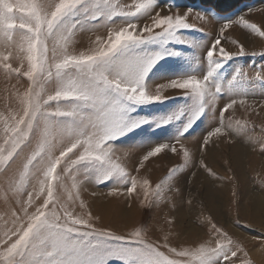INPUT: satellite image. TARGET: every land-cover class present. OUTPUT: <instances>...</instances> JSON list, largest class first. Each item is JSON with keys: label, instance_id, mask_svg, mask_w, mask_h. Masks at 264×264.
<instances>
[{"label": "snow or ice", "instance_id": "6c2138e0", "mask_svg": "<svg viewBox=\"0 0 264 264\" xmlns=\"http://www.w3.org/2000/svg\"><path fill=\"white\" fill-rule=\"evenodd\" d=\"M158 6V0H132L127 5L120 4L119 0H55L51 5L43 0H0V47L7 52H0V67L30 81L20 97L21 111L10 117L0 114L4 133L0 144L2 170H7L36 141L14 187L21 197L26 192L27 198L17 199L19 211L11 210L13 224H19L5 231L6 238L0 240V264H111L112 261L118 264H235L234 258H238L240 249L214 223L210 222L216 237L214 246L211 241H205L194 249L169 248L176 257L189 258L186 261L172 258L159 246L143 239L141 228L128 237L96 229L90 223V212L87 219L74 215L67 203L61 202L58 193L62 175L69 174L76 195H69L68 199L73 201L79 198L77 174L84 180L94 177L101 183L114 178L129 183L125 167L112 159L116 143L150 123L161 128L181 121L175 136L179 142L207 112L215 111L225 90L219 70L225 61L232 59V53L223 47L217 50L220 38L206 51V72L192 70L189 65V70L180 73L179 78L160 85L155 93L150 90L153 78L167 72L161 62L166 57L180 55L169 49L170 41L198 46L178 35L180 30L192 27L187 23V14L161 15L156 11ZM116 17L122 26L109 27L107 38L97 37L94 48L78 54L68 51L76 32L107 27L116 22ZM144 18H149L151 23L141 26ZM233 23L264 37V29L243 16L238 21L225 18L221 36ZM13 48L21 61L19 67L8 62ZM238 54H244L242 44ZM217 55L219 58L214 59ZM24 61L27 68L22 71ZM237 75L242 73L238 70ZM236 80L234 75L227 82L229 91L235 90ZM49 82L54 89L44 98L45 84ZM165 87L184 90L185 104L151 120L135 115L143 107L163 105L170 99L161 93ZM236 102L232 99L220 109L221 123L208 133L203 145L213 136L237 131L230 117L228 124L223 123L224 114ZM169 147L167 143L152 147L140 166ZM170 150L175 153L176 147L171 146ZM183 156L186 162L191 158L186 148ZM201 166L207 167L203 162ZM37 174L39 195L44 199L29 212L34 198L27 187L31 176ZM130 185L126 189L129 195L137 189L135 178H131ZM142 186L145 200L150 197L159 200L165 194L162 184L151 191V182L145 179Z\"/></svg>", "mask_w": 264, "mask_h": 264}, {"label": "rangeland", "instance_id": "374dc122", "mask_svg": "<svg viewBox=\"0 0 264 264\" xmlns=\"http://www.w3.org/2000/svg\"><path fill=\"white\" fill-rule=\"evenodd\" d=\"M43 2L51 5L55 0ZM119 3L127 5L132 0H119ZM158 5L156 11L161 15L187 14V23L192 27L180 30L178 35L198 46L170 41L169 49L180 55L166 57L161 62L167 72L153 78L150 90L155 93L160 85L179 78L180 73L189 70V65L192 70L206 72V51L220 38L217 50L223 47L232 53V59L225 61L219 70L225 90L217 101L216 109L207 112L179 142L175 136L181 121H173L161 128L150 123L122 138L115 145L112 159L125 167L129 183L115 178L101 183L94 177L84 180L77 174L79 198L73 201L68 199L69 195H76L72 188V175H62L58 186L61 202L67 203L68 209L76 216L87 219L90 212V223L98 230L107 229L128 237L135 229L141 228L143 239L159 246L172 258L186 261L189 258L176 257L169 248L177 251L194 249L205 241H211L214 246L216 237L210 228L211 222L227 232L240 249L238 258H234L235 264H264V37L239 23H233L222 36L220 33L225 18L238 21L241 16L264 29V0H158ZM114 19L116 22L107 27L76 32L68 51L78 54L94 48L97 37L107 38L109 27L118 29L122 26L119 17ZM150 23L149 18L140 21L141 26ZM240 44L244 46L242 55L238 54ZM0 52H5V49L0 47ZM218 58V55L214 57ZM13 63L14 67L20 66V60ZM238 70L242 75H237ZM234 75L237 76L235 90L229 91L227 82ZM53 89L52 83L45 84L43 97L46 98ZM161 93L170 99L163 105L143 107L135 115L147 116L151 120L177 110L186 102L182 89L165 87ZM232 99L237 102L224 114L223 123L228 124L230 117L237 131L226 136H213L207 145H203L208 133L221 123L220 109ZM237 121L241 123L237 124ZM159 143H167L170 147L143 161L141 167L143 156ZM35 144L33 140L29 145L28 155ZM171 146L176 147L175 153L170 150ZM184 148L191 154L187 162L183 156ZM28 155L23 156L24 160ZM201 162L207 167L201 166ZM9 169L14 176L11 185L6 190L0 186V197L4 191L7 196L5 200L0 198V240L6 238L5 231L19 224H13L11 215L13 208L19 211L17 199L27 198L26 192L21 197L14 191L15 178L21 166L13 165ZM173 169L178 171L173 173ZM37 176H31L27 187L34 198L29 212L34 211L44 199L39 195ZM131 178L137 181V189L129 195L126 189L131 186ZM145 179L151 182V191H155L157 185H163L165 194L159 200L151 197L145 200L142 186ZM3 203H6L8 211L4 214L1 211ZM111 264L118 262L112 261Z\"/></svg>", "mask_w": 264, "mask_h": 264}, {"label": "crops", "instance_id": "0c3cea01", "mask_svg": "<svg viewBox=\"0 0 264 264\" xmlns=\"http://www.w3.org/2000/svg\"><path fill=\"white\" fill-rule=\"evenodd\" d=\"M15 49V48H13ZM13 55L10 58L8 62L14 64L13 61L15 60L17 63L19 59L17 58V51L13 50ZM5 54L7 52L5 51ZM21 64V61L19 65ZM14 67V66H13ZM27 68V62L24 61V68H22V71L26 70ZM29 81L26 77L18 76L15 73H10L6 70H4L2 67H0V114H2L5 117H10L11 115L17 114L21 111V104H20V97L23 95V93L26 91V89L29 87ZM3 124L0 123V144L3 143L4 139V133L2 131ZM28 148H25L23 152L19 154L15 158L13 162L10 163V165L7 167V170H2L3 166L1 167V173H0V186L4 188V190L7 189L11 185V180L14 179V176H11L10 173L12 171L9 169L13 165H20L22 170V165L25 162L24 155H28ZM21 170H19L21 172ZM19 174L16 176V180H19ZM2 190V188H0ZM3 192V191H2ZM5 194V191L1 194L3 197H0L1 199H4L7 197ZM4 204V203H3ZM7 205L6 203L1 208L2 214L5 212L7 213ZM5 211V212H4ZM10 211V210H9Z\"/></svg>", "mask_w": 264, "mask_h": 264}]
</instances>
